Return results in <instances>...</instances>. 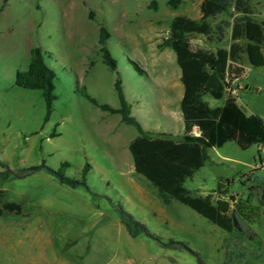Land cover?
I'll list each match as a JSON object with an SVG mask.
<instances>
[{"label": "rangeland", "instance_id": "374dc122", "mask_svg": "<svg viewBox=\"0 0 264 264\" xmlns=\"http://www.w3.org/2000/svg\"><path fill=\"white\" fill-rule=\"evenodd\" d=\"M152 1L156 9L149 7ZM200 1L181 0L172 8L167 0H0V159L14 170L42 160L58 168L67 161L64 172L74 178H81L89 164L88 188L61 184L43 170L20 178L0 176V200L22 206L20 214L0 215V264H197L183 248L162 247L141 232L131 236L121 222L119 204L164 241L186 243L206 264H245L257 255L264 259V244L223 230L177 200L163 203L156 187L134 172L128 143L136 129L83 95L86 90L117 107L114 82L119 78L132 109L140 105L135 114L142 126L150 132L167 128L163 100L170 102L183 86L175 54L163 41L173 16H200ZM249 4L254 17L262 19L264 0ZM233 16L231 11L218 20ZM100 26L107 30L106 47L116 60L115 69L102 60ZM190 40L206 49L226 47L229 29L220 43L201 35ZM36 45L50 52L48 62L55 71L56 98L48 120L40 90L14 84L15 71L27 68ZM241 63L245 87L236 102L264 120V65L254 67L244 55ZM204 99L212 106L222 103L210 95ZM176 105L180 115L179 101ZM181 125L180 118L178 131ZM53 131L57 135L51 136ZM207 152L211 160L185 186L195 194L211 193L220 178L233 177L229 194L245 195L242 181L249 182L246 173L251 171L246 164L259 163L264 146L241 149L228 141ZM222 155L228 159L221 160ZM254 172L264 177V166ZM262 210L254 226L261 243Z\"/></svg>", "mask_w": 264, "mask_h": 264}, {"label": "trees", "instance_id": "16d2710c", "mask_svg": "<svg viewBox=\"0 0 264 264\" xmlns=\"http://www.w3.org/2000/svg\"><path fill=\"white\" fill-rule=\"evenodd\" d=\"M181 0H167V4L176 8ZM2 5L0 6L1 9ZM149 7L156 9V1ZM234 16L221 18V15ZM200 16L191 18L184 14L173 16L169 23V35L163 44L173 50L175 61L180 69V82L183 85V94L179 107L183 118L184 128L180 138H172L166 133L152 134L146 132L139 120L131 114V107L125 98L121 80L117 78L114 88L119 101L118 107L99 102L86 90L85 98L99 109L108 113L120 115L121 122L133 126L137 134L128 143V150L133 160L134 172L147 179L158 190L164 203L171 199L177 200L208 221L228 232L239 233L232 224L230 216L234 207L251 227L262 216L263 207L254 203L257 184H251V174L246 173L248 183L242 181L246 194H238L232 202L228 199L229 185L233 177L220 178L216 188L205 195L192 194L185 186L186 179L191 178L208 159L207 149L220 147L228 141H234L241 149L264 144V120L257 114H248L234 97L224 95V79L226 76L239 75L244 67L242 55L254 67L264 65V17L257 19L253 15L249 0H201L199 4ZM91 17L92 14L90 13ZM229 29V45L217 46L215 49L196 47L190 40L192 35L204 36L208 41L220 43ZM100 49L103 62L111 69L116 68V60L106 47L107 30L100 26ZM50 52L41 46H32L30 58L25 70H16L14 84L24 89L40 90L44 102L45 120H48L53 108L56 94L54 92L55 71L49 64ZM205 95L215 99L224 98L222 105L211 106ZM197 126L200 133L193 135L191 129ZM57 133L53 131L51 136ZM260 157V155H259ZM261 161H264L260 157ZM0 176L3 178H20L35 171L43 170L57 182L76 187L83 185L88 188L86 174L89 164L82 168L81 178L67 176L64 168L69 166L67 161L61 162L58 168L47 165L45 160L39 164L14 170L8 163L0 159ZM0 189V196L2 195ZM214 193L217 194L214 198ZM21 203L0 200V215L4 213L20 214ZM121 222L131 236L143 233L154 239L162 247H179L195 256L197 264H206L200 254L186 243L172 238L164 241L160 236L151 232L147 226L137 220L122 205H118ZM253 229V228H252ZM250 239L261 245V238L253 229ZM243 253H241V256Z\"/></svg>", "mask_w": 264, "mask_h": 264}, {"label": "crops", "instance_id": "0c3cea01", "mask_svg": "<svg viewBox=\"0 0 264 264\" xmlns=\"http://www.w3.org/2000/svg\"><path fill=\"white\" fill-rule=\"evenodd\" d=\"M176 78V77H175ZM175 78L173 79V84H172V86H176V83H174V80H175ZM179 79H180V75H179ZM166 84H168L167 82H166ZM182 84V83H181ZM169 85V84H168ZM171 86V85H170ZM183 86V85H182ZM259 87H256V89H258ZM124 92V91H123ZM182 94H183V90H182V92H181V94H176L175 92H174V95L172 96V99H171V101L169 102L168 100H163V103L165 104V107H166V110L164 111V117L165 116H168V120H169V125H168V127L167 128H163L162 130H158V131H155V132H150V131H148V130H146L143 126H142V128L146 131V132H149V133H152V134H158V133H166V134H168V135H172L171 133H177L178 135H177V138H180L181 137V135L183 134V128H184V123H183V118H182V114H181V111H180V115H178V112H177V105H176V101H179V103H180V99H181V97H182ZM125 95V94H124ZM126 98V97H125ZM127 100V99H126ZM223 101H224V98H222V103L220 104V105H222L223 104ZM129 103V102H128ZM169 103V104H168ZM130 104V103H129ZM172 104V105H171ZM171 105V106H170ZM212 106V105H211ZM217 106V105H216ZM118 107V106H117ZM131 107V114L132 115H134L138 120H139V118H138V116L135 114L136 112L137 113H139L140 112V105H138V106H135L133 109H132V106H130ZM179 109H180V107H179ZM164 110V109H163ZM104 111V110H103ZM180 116V117H179ZM180 118L182 119V125H181V127H180V131L182 132V134H180V131H178V129H176V126H177V123L180 121ZM139 122H140V120H139ZM141 123V122H140ZM142 125V124H141ZM178 128V127H177ZM179 136V137H178ZM172 137V136H171ZM172 138H174V137H172ZM177 138H175V139H177ZM225 144V143H224ZM264 145H258V149L260 148V147H263ZM209 149V148H208ZM207 149V150H208ZM207 155H208V159L205 161V163L207 162V161H209V160H211L210 159V156H209V154H208V152H207ZM220 158H221V160H226V159H228V157L227 156H224V155H222V156H220ZM204 163V164H205ZM251 170H256V168H255V165H257V163L255 164V162L253 161V162H247V164H246ZM260 168V167H259ZM252 172V174L251 175H255L256 176V173L255 172ZM262 178V180H264V177H261ZM213 191V190H212ZM211 191V192H212ZM159 193V192H158ZM192 193V192H191ZM192 194H195V193H192ZM196 194L197 195H205V194H207L206 192H201V193H199V192H196ZM237 194V193H236ZM238 195V194H237ZM159 196H160V194H159ZM216 196H217V194L216 193H214V198H216ZM237 197V196H236ZM160 198H161V196H160ZM254 199H256V198H254ZM161 200H162V198H161ZM171 200H174V199H171ZM170 200V201H171ZM169 201V202H170ZM255 200H253V202H254ZM162 202H163V200H162ZM168 202V203H169ZM258 202V201H257ZM164 203V202H163ZM168 203H165V204H168ZM183 204V203H182ZM195 211V210H194ZM264 220V219H263ZM210 222V221H209ZM212 223V222H211ZM257 225H259V222L257 223ZM254 226H256L255 224L252 226V228L255 230V231H257V229L254 227ZM262 245L264 244V239H263V242L261 243ZM245 264H264V259H261V258H259V256L257 255V256H255V260H252V261H250V262H245Z\"/></svg>", "mask_w": 264, "mask_h": 264}, {"label": "water", "instance_id": "95a60500", "mask_svg": "<svg viewBox=\"0 0 264 264\" xmlns=\"http://www.w3.org/2000/svg\"><path fill=\"white\" fill-rule=\"evenodd\" d=\"M263 48H264V41H263ZM252 180L251 184H257V187L255 189V198L258 201V203L264 207V180L260 176L251 175ZM237 194H229L228 198L230 201H234ZM232 218V224L233 227L241 234L245 235L248 239H251L254 231L251 227V225L243 219V217L240 215V213L232 207L231 214Z\"/></svg>", "mask_w": 264, "mask_h": 264}, {"label": "built area", "instance_id": "2783aa9c", "mask_svg": "<svg viewBox=\"0 0 264 264\" xmlns=\"http://www.w3.org/2000/svg\"><path fill=\"white\" fill-rule=\"evenodd\" d=\"M246 77L245 70H243L239 75L226 76L224 79V95L236 98L243 86L242 80ZM193 135H199L200 131L197 126H193L191 129ZM264 166V161H261L255 165V168Z\"/></svg>", "mask_w": 264, "mask_h": 264}, {"label": "flooded vegetation", "instance_id": "af4514ba", "mask_svg": "<svg viewBox=\"0 0 264 264\" xmlns=\"http://www.w3.org/2000/svg\"><path fill=\"white\" fill-rule=\"evenodd\" d=\"M264 208V207H263Z\"/></svg>", "mask_w": 264, "mask_h": 264}]
</instances>
